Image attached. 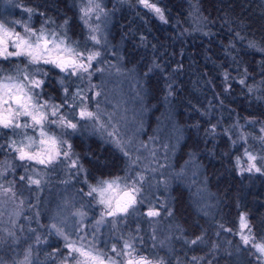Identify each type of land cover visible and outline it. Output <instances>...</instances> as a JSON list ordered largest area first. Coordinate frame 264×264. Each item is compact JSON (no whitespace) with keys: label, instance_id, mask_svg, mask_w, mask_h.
I'll list each match as a JSON object with an SVG mask.
<instances>
[{"label":"rangeland","instance_id":"rangeland-1","mask_svg":"<svg viewBox=\"0 0 264 264\" xmlns=\"http://www.w3.org/2000/svg\"><path fill=\"white\" fill-rule=\"evenodd\" d=\"M107 1L94 0L91 5L94 10L88 17H84L82 9L89 7L88 0H74L85 27V35L80 43L71 38L64 22L58 23L54 18L44 17L20 0H0V22L9 29L24 35L25 24L36 31L44 28L48 32L54 31L60 36H66L69 44L76 42L77 50L85 53V56L92 52L100 53L91 62L87 73L76 75L61 72L52 65H28L29 72L37 67L44 69L47 75L38 76L44 80L48 75L56 74L55 79L62 92L63 102H57L53 96L45 95V83L42 89H37L41 93L40 99L61 105L59 115L76 123L77 129L45 122V131L56 134L72 146L68 159L61 156L51 165H40L17 159L18 153L14 149H6L7 152L0 158V185H3L0 188V264H20L29 252L30 264H74V257L83 258L70 252L66 247L65 236L68 237L67 242L74 241L77 247L94 246L96 250L106 254L105 261L108 256H113L118 261L125 259L117 256L112 248L115 247L119 252L126 242L133 245L135 257H146L152 264H206V260H211V256L207 259L205 256L193 255L186 260L176 252L174 243L179 239H184L182 241L187 245L184 255H187L188 247L193 248L192 246L203 242L204 238L182 235V228L173 215L172 189L175 184L180 183L189 190L195 209L205 216L217 214V197L211 191L204 167L196 156L191 155L181 165L175 161L185 130L172 112L168 110L161 118L158 117L157 123L151 130L148 129L150 109L146 104L147 88L135 69L125 65L122 43L114 44L112 41L110 34L115 6L109 8ZM95 3L100 5L99 9L95 8ZM27 8H32L33 12H27ZM200 14L193 7L190 16L196 30L204 23ZM16 21L21 23L17 24ZM94 28L97 29L95 32L92 31ZM91 35H96L100 42L91 40ZM12 50L9 42V51ZM26 63L25 57L0 58V79L7 76L17 77L18 69L25 68ZM256 90L257 87L253 91ZM84 107L88 111L98 112L101 119L95 121L82 118L79 112ZM52 119L57 118L49 116V120ZM25 120L29 118H19L21 123ZM251 126L256 130L246 128V124L231 125L227 128V133L233 144L243 145L238 170L248 172L246 169L251 162L245 153L251 152L257 156L256 165L261 171L253 170L250 173L264 174V161L260 159L264 156V141L261 140L264 137V132L261 131L264 126ZM113 128L119 130L122 147L114 142L115 137L108 135ZM7 129L20 135L21 139L12 140L16 141L17 147L21 146V141L27 144L26 136L39 138L38 128ZM80 133L95 134L103 141L113 143L125 155L126 169L120 177H126L129 184L137 181L138 177H143L137 181L140 192L136 203L126 213L109 216L105 206L98 202V195H88L91 186L115 177L101 179L97 183L88 181L87 167L73 145L74 136ZM35 147L33 145L31 150ZM73 160L76 161V167L72 166ZM22 176L23 180L20 179ZM29 177L40 179V185L30 184ZM7 188L12 191L5 193L4 189ZM149 211H157L159 215L149 216ZM243 218L247 227L240 226L236 231L241 243L218 240L212 244V248L216 250L220 249V245L229 247L234 244L231 247L235 264H244L242 248L245 245H253V242L264 243V235L257 238L251 231L250 223ZM242 235L249 236V243H244ZM253 248L264 264V256L254 246Z\"/></svg>","mask_w":264,"mask_h":264},{"label":"trees","instance_id":"trees-1","mask_svg":"<svg viewBox=\"0 0 264 264\" xmlns=\"http://www.w3.org/2000/svg\"><path fill=\"white\" fill-rule=\"evenodd\" d=\"M20 1L58 23L67 21L71 38L82 43L85 27L74 0ZM150 2L163 9L167 22L139 0H108L109 8L115 6L110 36L114 44L122 43L125 65L135 69L147 88L148 129L158 117L172 112L185 130L175 161L181 165L196 156L218 203L217 214L205 216L195 209L189 190L175 184L173 215L182 235L203 237L206 243L188 247L187 255L184 239L174 247L186 260L192 255L211 256L206 264H235L231 246L241 243L236 233L241 218L247 219L257 238L264 235V174L238 170L236 161L242 158L243 145L233 144L227 133L231 125L264 126V0ZM192 6L204 19L199 30L191 22ZM55 77L52 73L45 78L43 92L62 103ZM14 138L21 139L0 127V158L13 149ZM73 145L87 167L88 181L97 183L125 172V155L113 143L80 133ZM218 240L235 243L213 249ZM244 247V264H262L253 245Z\"/></svg>","mask_w":264,"mask_h":264},{"label":"snow or ice","instance_id":"snow-or-ice-1","mask_svg":"<svg viewBox=\"0 0 264 264\" xmlns=\"http://www.w3.org/2000/svg\"><path fill=\"white\" fill-rule=\"evenodd\" d=\"M89 7L82 9L83 16L88 17L89 13L94 9V0H88ZM144 7L150 9L156 13L160 20L167 22L165 19L164 11L157 6L156 3H150V0H139ZM95 8L99 9L100 5L95 3ZM27 12H33L32 8H27ZM102 11V9H101ZM83 18V17H82ZM99 17H97L98 19ZM15 23L19 24L20 21ZM67 23V21H65ZM87 23V21H85ZM24 35L9 29L4 23L0 22V58L8 59L10 57H25L27 63L25 68L18 69L17 77L7 76L0 79V127L13 128V129H27L33 128L39 131V138L36 139L31 136H26L27 144L21 141V146H16V141H12V148L18 153L17 159L29 162H35L40 165H51L56 162L61 156L68 159L70 156L71 145L66 140H62L57 137L56 134H49L45 131V122L48 124H56L63 128L72 130L77 129V124L63 115H59V109L61 105L51 104L48 100L41 101V93L37 89H42L44 85V79L38 78V76H46L47 72L42 68H34L31 72L28 71V65H52L55 68L60 69L61 72H70L71 75L77 73H87L91 67V62L100 55L99 52L85 53L77 50L75 46L76 42L69 44L66 36H60L56 32H48L46 29L41 28L39 31L31 29L27 24L23 25ZM97 29H92L95 32ZM90 39L99 43V39L96 35H91ZM9 42H11L12 51H9ZM255 47V45H252ZM86 61V62H85ZM227 79V75L225 77ZM63 84V80L60 81ZM244 84V80L239 81ZM252 89L250 88L249 91ZM67 94V88L64 89ZM77 96L79 93L76 94ZM96 95H99L97 93ZM6 105V107H5ZM82 118H88L91 120L99 121L101 116L97 113L88 111L86 107L82 108L79 112ZM49 116L56 117L57 119L49 120ZM20 117H28L29 120H25L23 123L19 121ZM30 121V122H29ZM103 127V125H101ZM264 132V128L261 129ZM26 135V134H25ZM109 136L115 137V143L117 146H121L119 141V130L113 128L108 133ZM264 141V137L261 138ZM33 145H36L34 150ZM122 147V146H121ZM127 154V153H126ZM249 163L246 171L251 172L255 170L260 172L261 168L257 167V156L251 152L245 153ZM261 161H264V156L260 157ZM239 164V158L237 159ZM72 166L76 167V161H72ZM21 180L24 177H20ZM143 177H138V180H142ZM137 181H133L131 184L127 182V178L115 177L111 180H101L98 185L91 186L88 195L94 193L98 195V202L105 206L106 214L109 216H115L119 213H126L132 205L136 203L137 196L140 189L137 187ZM29 183L39 186L40 179H33L29 177ZM3 185H0L2 188ZM5 193L11 192V188L4 189ZM13 195H15L13 193ZM83 215V213H81ZM149 216H157L159 212L149 211ZM99 223V222H97ZM55 228V225H53ZM241 227L246 228V220L241 218ZM61 235L63 232L57 229ZM250 232V230H249ZM244 243H249V236H241ZM66 241V247L70 249V252H75L83 259L73 258L74 264H152L146 257L134 256V248L131 243L126 242L121 251H117L115 247L112 251L119 257H125V259L117 260L113 256H108L105 261V253H102L89 245L85 248L83 245L76 246V243L67 242L68 237H64ZM195 241H193L194 243ZM253 246L258 252L264 256V243H255ZM128 250V251H125ZM29 255H25V259L20 264H30Z\"/></svg>","mask_w":264,"mask_h":264}]
</instances>
